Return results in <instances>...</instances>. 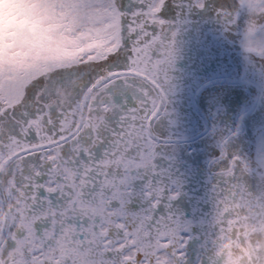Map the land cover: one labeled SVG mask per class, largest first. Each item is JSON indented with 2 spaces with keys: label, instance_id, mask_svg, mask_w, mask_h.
<instances>
[{
  "label": "snow or ice",
  "instance_id": "1",
  "mask_svg": "<svg viewBox=\"0 0 264 264\" xmlns=\"http://www.w3.org/2000/svg\"><path fill=\"white\" fill-rule=\"evenodd\" d=\"M261 6L231 0L216 14L255 50L264 33L243 25L264 19ZM169 10V0H0V264H186L193 221L174 205L184 180L162 124L175 123L182 23ZM245 60L264 98V58ZM239 131L238 117L212 129L201 264H219L224 218L264 180V142L248 157L233 146Z\"/></svg>",
  "mask_w": 264,
  "mask_h": 264
},
{
  "label": "flooded vegetation",
  "instance_id": "2",
  "mask_svg": "<svg viewBox=\"0 0 264 264\" xmlns=\"http://www.w3.org/2000/svg\"><path fill=\"white\" fill-rule=\"evenodd\" d=\"M125 6L130 0H121ZM187 3V0H185ZM230 0H205V7L181 9L179 0H169L165 18L181 20L175 37V61L171 70L170 127L162 124L176 140L175 170L184 180L181 195L174 205L193 221L191 239L185 248L186 264L207 260L202 247L206 227L199 221L210 211L206 201L209 163L217 149L212 129L231 127L237 117L240 131L233 146L254 157L264 142V120L259 109L262 100L250 83L251 67L241 55L240 35L225 31L216 14ZM129 92V97H131ZM255 113V115H253ZM161 128L158 125V130ZM223 235L216 241L219 264H264L259 231L264 229V180H257L243 203L238 217H225ZM230 221V222H229Z\"/></svg>",
  "mask_w": 264,
  "mask_h": 264
},
{
  "label": "clouds",
  "instance_id": "3",
  "mask_svg": "<svg viewBox=\"0 0 264 264\" xmlns=\"http://www.w3.org/2000/svg\"><path fill=\"white\" fill-rule=\"evenodd\" d=\"M260 12H264V6H261L259 9ZM254 24L257 30H259L261 33H264V28L261 26L264 25V19H257L256 14L254 13L252 17H250L245 24L243 25L244 32H247V28L249 27V24ZM255 50H249V47L246 43H241V55L242 58H249V59H257L258 57L264 58V47L261 45H253L252 46ZM259 180V179H258ZM260 236V244H261V257L264 259V229H261L259 231ZM239 264H247V261L239 258Z\"/></svg>",
  "mask_w": 264,
  "mask_h": 264
},
{
  "label": "rangeland",
  "instance_id": "4",
  "mask_svg": "<svg viewBox=\"0 0 264 264\" xmlns=\"http://www.w3.org/2000/svg\"><path fill=\"white\" fill-rule=\"evenodd\" d=\"M230 2H231V0H230ZM13 19H14V18H13ZM6 23H8V21H7V20H5V18H4V17L0 16V27H3V26H5V25H6ZM261 120H262V119H261ZM262 136H264V135H261L259 140H261V139L263 138ZM261 137H262V138H261Z\"/></svg>",
  "mask_w": 264,
  "mask_h": 264
}]
</instances>
